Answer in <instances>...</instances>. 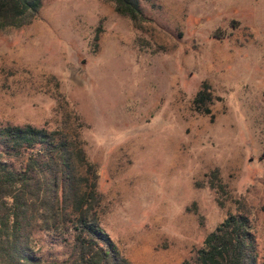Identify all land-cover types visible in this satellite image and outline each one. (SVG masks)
<instances>
[{
    "label": "rangeland",
    "instance_id": "rangeland-1",
    "mask_svg": "<svg viewBox=\"0 0 264 264\" xmlns=\"http://www.w3.org/2000/svg\"><path fill=\"white\" fill-rule=\"evenodd\" d=\"M153 1L141 30L103 0H41L31 24L0 29V124L78 138L130 264H182L236 214L264 264V0ZM203 84L210 115L193 109Z\"/></svg>",
    "mask_w": 264,
    "mask_h": 264
},
{
    "label": "trees",
    "instance_id": "trees-1",
    "mask_svg": "<svg viewBox=\"0 0 264 264\" xmlns=\"http://www.w3.org/2000/svg\"><path fill=\"white\" fill-rule=\"evenodd\" d=\"M141 30L142 3L103 0ZM41 0H0V29L22 28L37 17ZM98 38V35L95 36ZM212 96L203 84L193 109L210 115ZM96 165L77 137L61 130L0 124V264H130L101 228L96 215ZM210 188L224 191L218 171ZM222 203H220V206ZM51 234L68 247L65 259H46L34 233ZM255 236L247 216L228 215L182 264H257Z\"/></svg>",
    "mask_w": 264,
    "mask_h": 264
}]
</instances>
